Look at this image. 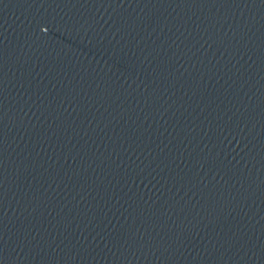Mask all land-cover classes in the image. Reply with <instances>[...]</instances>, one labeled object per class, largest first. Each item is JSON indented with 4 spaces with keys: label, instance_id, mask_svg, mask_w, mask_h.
<instances>
[{
    "label": "water",
    "instance_id": "water-1",
    "mask_svg": "<svg viewBox=\"0 0 264 264\" xmlns=\"http://www.w3.org/2000/svg\"><path fill=\"white\" fill-rule=\"evenodd\" d=\"M0 264H264V0H7Z\"/></svg>",
    "mask_w": 264,
    "mask_h": 264
}]
</instances>
